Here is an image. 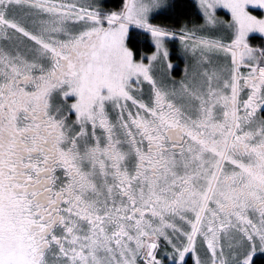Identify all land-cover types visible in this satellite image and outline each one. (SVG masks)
<instances>
[{
    "label": "snow or ice",
    "instance_id": "snow-or-ice-1",
    "mask_svg": "<svg viewBox=\"0 0 264 264\" xmlns=\"http://www.w3.org/2000/svg\"><path fill=\"white\" fill-rule=\"evenodd\" d=\"M264 258V0H0V264Z\"/></svg>",
    "mask_w": 264,
    "mask_h": 264
},
{
    "label": "trees",
    "instance_id": "trees-1",
    "mask_svg": "<svg viewBox=\"0 0 264 264\" xmlns=\"http://www.w3.org/2000/svg\"><path fill=\"white\" fill-rule=\"evenodd\" d=\"M257 264H264V258L257 257Z\"/></svg>",
    "mask_w": 264,
    "mask_h": 264
}]
</instances>
